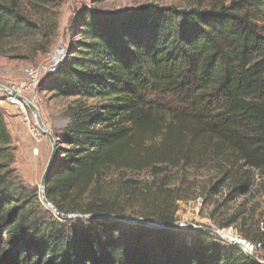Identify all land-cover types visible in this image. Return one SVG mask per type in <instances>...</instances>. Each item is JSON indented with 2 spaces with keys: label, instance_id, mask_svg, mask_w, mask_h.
Instances as JSON below:
<instances>
[{
  "label": "trees",
  "instance_id": "16d2710c",
  "mask_svg": "<svg viewBox=\"0 0 264 264\" xmlns=\"http://www.w3.org/2000/svg\"><path fill=\"white\" fill-rule=\"evenodd\" d=\"M61 1L0 0V55L48 53ZM105 1L73 13L65 56L40 84L77 101L46 199L65 215L167 224L190 198L182 182L169 187L171 171L211 168L246 193L264 171V0L97 7ZM14 152L0 108V264H261L200 231L57 216L23 183ZM144 172L148 182L131 178ZM240 236L264 260V228Z\"/></svg>",
  "mask_w": 264,
  "mask_h": 264
},
{
  "label": "rangeland",
  "instance_id": "374dc122",
  "mask_svg": "<svg viewBox=\"0 0 264 264\" xmlns=\"http://www.w3.org/2000/svg\"><path fill=\"white\" fill-rule=\"evenodd\" d=\"M147 1L164 5H185L179 0H107L97 7L127 9ZM89 4L90 0L61 1L57 38L48 53L38 55L32 60H11L0 55V85L9 87L11 83L22 82L25 79L24 69L28 66L39 68L44 77L45 69L52 67L58 58L56 53L60 50L57 45L62 44L65 48L71 36L69 24L73 13L78 8ZM41 82L31 91L26 92L24 97L38 108L42 122L57 143V154H59L60 147H64L60 142V135L70 121L68 108L75 106L77 101L75 97H56L41 90ZM5 96L6 91L0 88V108L12 136V146L15 148L13 166L25 185L39 190L41 177L51 154L50 140L37 128L40 135L36 141L31 135L29 127L23 123L16 106L5 101ZM85 103L94 104V101L89 100ZM28 112L31 123L37 127L33 113L30 109ZM147 175L144 172L131 178L148 182L151 177ZM168 177L171 180L169 187L177 186L182 182V190L190 197L177 202L174 214L175 222L212 227L219 231L226 230L232 236L239 237L242 233L255 237L258 228H264V171L255 172L246 193L234 190L232 181L218 182L220 177L211 168H202L198 171H171ZM45 207L47 208V206ZM181 229L195 231L184 227ZM248 242L252 245V250L256 248V243L252 239Z\"/></svg>",
  "mask_w": 264,
  "mask_h": 264
},
{
  "label": "water",
  "instance_id": "95a60500",
  "mask_svg": "<svg viewBox=\"0 0 264 264\" xmlns=\"http://www.w3.org/2000/svg\"><path fill=\"white\" fill-rule=\"evenodd\" d=\"M57 48L60 50L58 53V58L57 60L54 62L53 64V68H55L60 62L61 60L64 58L65 56V48H63L62 44H58ZM0 88H2L5 91H8L7 87H4L2 85H0ZM20 100H22L27 107L31 110V112L34 115L36 124L38 126V128L48 136L50 143H51V154L50 157L48 159L46 168L42 174L41 177V181L39 184V192H40V199L41 202L47 206V208L51 209L57 216H61L62 218L65 219H69V218H76V217H80V218H108V219H116V220H121V221H126V222H131V223H135V222H140V223H144V224H148V225H153V226H158V227H164V228H169V229H181V228H189V229H193L195 231H200V232H204L206 234H209L215 238L224 240L227 243L233 244L237 247H239L240 249H242L252 260L264 264V260L259 259L258 257H256L255 255H253L252 251H251V246L247 241L241 240L238 237H232V238H227V237H223L221 235V231L213 229L212 227H206V226H195L191 223H187V224H183L181 222H174V223H161L158 221H154V220H150V219H144V218H136V217H131V216H126V215H110V214H93V215H81V214H62L60 213L55 206H53V204L51 202H49L46 197H45V192H44V188H45V180H46V176H47V172L50 168V166L52 165L56 155H57V143L55 142L54 137L51 135V133H49L47 127L44 125V123L41 120L40 114H39V110L36 107V105L29 101L26 97L20 96L19 97Z\"/></svg>",
  "mask_w": 264,
  "mask_h": 264
},
{
  "label": "built area",
  "instance_id": "2783aa9c",
  "mask_svg": "<svg viewBox=\"0 0 264 264\" xmlns=\"http://www.w3.org/2000/svg\"><path fill=\"white\" fill-rule=\"evenodd\" d=\"M55 68H53L52 65V67H49L47 70L45 69L44 71L45 76L43 77L42 71L39 68L28 66L24 69L25 79L22 82L11 83L9 87H7L8 91H6L5 101L16 106V108L20 112L23 123L27 125V127H29L30 133L36 141H38L37 139H39V135H40V132L38 131L39 128L38 126L36 127L31 123V117L28 112L29 108L22 100H20L19 97L26 96L25 95L26 92L31 91L32 88H35L40 83V81L43 80L42 78H45L46 75ZM235 237H238L239 239L246 241L245 239L239 236H235ZM250 246L252 251L253 247L251 244Z\"/></svg>",
  "mask_w": 264,
  "mask_h": 264
},
{
  "label": "bare ground",
  "instance_id": "6f19581e",
  "mask_svg": "<svg viewBox=\"0 0 264 264\" xmlns=\"http://www.w3.org/2000/svg\"><path fill=\"white\" fill-rule=\"evenodd\" d=\"M56 54L58 55L59 53L57 52ZM220 233H221V235H222L223 237H227V238L235 237V236H232V235H231L228 231H226V230L221 231Z\"/></svg>",
  "mask_w": 264,
  "mask_h": 264
}]
</instances>
